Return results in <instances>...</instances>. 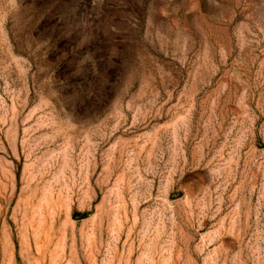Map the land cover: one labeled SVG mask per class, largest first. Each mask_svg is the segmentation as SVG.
<instances>
[{
	"label": "rangeland",
	"instance_id": "rangeland-1",
	"mask_svg": "<svg viewBox=\"0 0 264 264\" xmlns=\"http://www.w3.org/2000/svg\"><path fill=\"white\" fill-rule=\"evenodd\" d=\"M0 264H264V0H0Z\"/></svg>",
	"mask_w": 264,
	"mask_h": 264
}]
</instances>
